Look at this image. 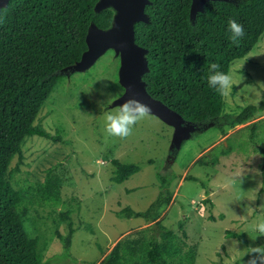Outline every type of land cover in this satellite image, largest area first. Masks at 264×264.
<instances>
[{
    "label": "rangeland",
    "instance_id": "1",
    "mask_svg": "<svg viewBox=\"0 0 264 264\" xmlns=\"http://www.w3.org/2000/svg\"><path fill=\"white\" fill-rule=\"evenodd\" d=\"M120 62V53L110 48L86 69L72 70L37 121L62 141L28 137L20 171L15 172L19 157L12 161L15 189L36 188L53 170L64 179L62 202L80 204L72 214L77 231L69 254L57 237V232L66 236L69 231L58 219L65 207L28 204L25 225L30 236L39 239L42 262L101 264L122 239L140 236L139 231L158 223L181 235L178 224L184 220L188 243L198 252L196 264H264L263 155L257 150L261 142L251 141V126L264 122V35L246 58L231 65L225 115L194 125L181 144L174 139V126L145 111L133 114L128 105L117 102L125 93ZM247 106L256 107L251 118L242 124L228 120ZM258 134L261 140L262 131ZM222 146L230 152L220 155ZM201 157L207 163L217 158V163L201 166ZM115 159L136 163L140 171L115 183ZM160 177L168 181L169 204L147 217L118 215L126 207L146 212L163 190ZM228 231L245 232L247 244L228 238Z\"/></svg>",
    "mask_w": 264,
    "mask_h": 264
},
{
    "label": "trees",
    "instance_id": "2",
    "mask_svg": "<svg viewBox=\"0 0 264 264\" xmlns=\"http://www.w3.org/2000/svg\"><path fill=\"white\" fill-rule=\"evenodd\" d=\"M100 1L10 0L0 12V264H44L39 239L31 237L25 225L28 204L65 207L58 219L67 223L69 231L66 236L57 232V237L70 253L77 231L72 214L80 210V204L74 207L62 202L63 177L49 170L36 188L17 190L11 165L19 157L15 172L21 170L23 144L28 137L62 141L37 121L54 89L81 62L90 30L113 27L117 12L113 7L98 11ZM191 5L192 0H150L145 9L147 22L134 25V41L145 50L147 70L142 82L146 92L187 123L198 126L225 115L231 65L246 58L264 35V0L209 1L195 20ZM255 112V106H247L236 118H227L242 124ZM262 123L251 126V141L261 142L257 150L263 155L264 181ZM258 131H262L261 140L256 138ZM230 150L222 146L220 155ZM216 163L217 158L210 163L204 157L198 160L201 166ZM113 164V182L118 184L140 171L136 163L115 159ZM160 179L163 190L146 212L126 207L118 215L127 219L147 217L169 204L172 194L168 181ZM192 180L197 181L195 177ZM223 218L221 214L219 219ZM209 219L216 221L213 215ZM157 226L119 241L101 264H196L198 252L188 243L184 220L178 224L181 235L161 223ZM226 236L247 244L245 232L228 231ZM261 254L264 257V250Z\"/></svg>",
    "mask_w": 264,
    "mask_h": 264
},
{
    "label": "water",
    "instance_id": "3",
    "mask_svg": "<svg viewBox=\"0 0 264 264\" xmlns=\"http://www.w3.org/2000/svg\"><path fill=\"white\" fill-rule=\"evenodd\" d=\"M9 1L0 0V12ZM209 1L230 2L231 0H192V20L196 19L197 14ZM149 4L150 0H101L97 10L113 7L117 12L115 23L107 31L96 28L90 30L87 36L88 49L84 52L81 62L72 70L86 69L108 49L114 48L120 53L119 81L125 88V93L117 102L123 106L128 105L133 114L145 111L174 126V139L181 144L189 138V132L194 125L187 123L177 112L152 98L142 82V76L147 70L145 50L135 44L134 25L138 22H147L145 9Z\"/></svg>",
    "mask_w": 264,
    "mask_h": 264
}]
</instances>
